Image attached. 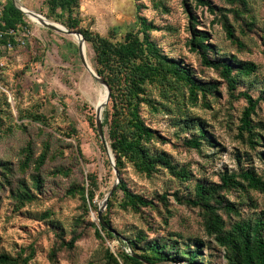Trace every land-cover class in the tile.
Masks as SVG:
<instances>
[{
    "label": "rangeland",
    "instance_id": "1",
    "mask_svg": "<svg viewBox=\"0 0 264 264\" xmlns=\"http://www.w3.org/2000/svg\"><path fill=\"white\" fill-rule=\"evenodd\" d=\"M208 1L215 6L213 13L195 0H80L79 13L82 26L113 42L122 41L129 30H137V15L144 17L157 28L150 36L164 54L185 64L195 78L217 87L207 96L206 106L200 101L197 107L190 108L192 115L205 123L210 141L199 151L184 146L192 133L180 132L165 115L151 114L143 108L145 122L166 140L164 144L154 142L150 148L164 153L178 168L188 170L190 179L177 181L162 168L147 177L127 165L120 178L132 192L153 199L157 207L142 208L135 213L113 204L108 217L114 236L132 237L140 230L148 239L171 236L179 248L198 246L205 264H227L225 248L205 233L201 212L178 204L171 195L177 192L192 198L197 182L218 183L220 174L238 172L240 168H251L264 178V102L258 103L251 117L262 136L260 146L251 149L237 138L239 118L246 103L231 99L218 74L202 67L198 56L189 51L186 12L195 17L196 30L208 34V43L219 56H233L256 65L255 73L236 88L235 94L248 90L253 98H264V0H248L245 7L229 5L223 0ZM20 3L43 17L46 13L42 0ZM221 15L226 17L244 49L238 50L225 39ZM25 22L26 28L17 33V38L25 40V44L15 45L10 51L0 50V116L9 111L13 123L21 126L0 137V160L9 162L15 169L27 145H31L35 157L43 151L45 142L49 150L39 172L42 185L34 202L15 210L9 187L0 189V253L16 257L24 251V257L33 250L29 264H104L106 249L115 257L129 249L115 238L98 239L90 225H97L96 212L88 207V202L86 209L78 194H68L75 185L92 188V203L98 208L115 182L95 128V107L103 102V90L82 67L74 48L76 37L56 33L26 16ZM85 49L86 61L93 70V52L87 44ZM108 108L107 103L103 111ZM34 110L44 117L46 126L20 115ZM30 174V170L23 174L29 186ZM164 193L168 199L165 207L156 202V197ZM223 195L237 206L242 219L264 220V194L229 191ZM121 196L117 193L115 199L118 201ZM45 213L50 214L49 218L43 217ZM222 218L227 225L238 220L223 214ZM57 233L62 234L64 242L73 235L79 238L72 249L63 248L51 259L50 250L56 246Z\"/></svg>",
    "mask_w": 264,
    "mask_h": 264
},
{
    "label": "trees",
    "instance_id": "2",
    "mask_svg": "<svg viewBox=\"0 0 264 264\" xmlns=\"http://www.w3.org/2000/svg\"><path fill=\"white\" fill-rule=\"evenodd\" d=\"M79 1L42 0V6L46 9L44 15L46 19L60 23L69 32L81 34L85 44L89 45L93 52V71L110 89L109 108L105 109L101 115L102 128L104 131L106 127L104 136L106 134L107 146L114 159V169L119 174V183L108 199L101 216L105 226L98 222L97 225L93 223L90 225L94 228L98 239H102V236L115 238L128 248L129 252L120 251L115 257L106 249L104 264H161L166 262L181 264L180 261H184L185 264H205L198 246L179 248L177 242L170 238L171 236L148 239L140 230L132 237L122 238L117 234L115 237L109 223L108 213L113 204L135 213L140 212L142 208L157 207L153 199H146L132 192L120 178L127 165L147 177H152L158 172V168H162L177 181L186 182L190 179L188 170L184 167L178 168L164 153L150 148L152 143L164 144L166 140L145 122L142 116L143 108L151 114L165 115L180 132L192 133L193 135L184 142V146L187 149L199 151L203 145H209L210 141L207 137L205 123L192 115L190 108L197 107L200 101L206 106L207 96H211L217 87L213 83L195 78L194 72L185 64L164 54L150 36L152 31L157 30L151 21L137 15V30H129L123 36L122 41L113 42L110 38L91 31L89 27L82 26ZM195 1L197 5L205 6L210 12H214L215 6H212L208 0ZM223 1L229 5L245 7L248 0ZM136 8L139 10L138 4ZM186 13L189 20L190 38L187 41L189 51L198 56L202 67L218 74L231 99H242L246 103L239 118L237 138L251 149H255L256 146H260L262 136L258 125L251 117L255 114L258 103L264 102V98L261 96L253 98L248 90L237 94L235 91L241 83L255 73L256 65L237 60L233 56L229 58L219 56L220 53L208 43V34L196 30L195 17L189 11ZM220 17L225 39L235 45L238 50L244 49V44L235 37L226 17L224 15ZM25 28V16L13 6L10 0H4L0 12V32L2 33L0 43L11 42L15 45L14 37L8 32L13 31L17 34ZM74 48L78 51L77 46L74 45ZM5 105L9 108L7 103ZM20 115L32 122L47 125V121L37 110L20 112ZM20 127L13 123L9 111L0 116V137ZM47 143H44L43 151L36 157L31 145L23 148L21 159L15 169L9 162L0 160V189L5 186L9 187L15 210L36 200L37 191L42 185L39 172L49 150ZM101 149L105 154L103 147ZM105 163L112 170L109 161L105 160ZM28 170L31 171V186L23 178V174ZM56 172L62 173L61 170ZM218 178V183L197 182L194 185L192 198L180 196L177 192L171 196L178 204L196 208L201 212L203 229L208 236H213L225 248L227 264H264V220L259 217L242 219L237 206L225 200L223 195L229 191L245 194L253 191L264 194V178L251 168H240V171L231 173L225 171ZM92 182L95 183V181ZM117 193L122 195L118 201L115 199ZM68 194L71 196L78 194L84 207L88 202V207L97 212V207L92 203L94 199L92 188L86 189L84 186L75 185L68 190ZM156 202L165 207L168 202L167 193L157 196ZM222 214L228 219L234 216L238 220L227 225ZM49 215L45 213L43 217L49 218ZM56 237V246L50 250L51 259L63 248L72 249L79 238L78 235H73L68 242H64L61 233H57ZM23 254L24 251H20L16 257H12L0 253V264H29L34 255L33 250H30L24 257Z\"/></svg>",
    "mask_w": 264,
    "mask_h": 264
},
{
    "label": "water",
    "instance_id": "3",
    "mask_svg": "<svg viewBox=\"0 0 264 264\" xmlns=\"http://www.w3.org/2000/svg\"><path fill=\"white\" fill-rule=\"evenodd\" d=\"M13 4V6L19 11L21 12L24 16H26L28 19L29 18H33L35 20H37L39 22V24L42 26V27H45L49 30H52L56 33H59V34H62V35H66V36H72V37H76L78 38V42H77V49H78V56H79V60H80V63L82 65V67L87 71V73H89L92 78L99 83V85L103 86L106 90V98L104 100V102H102L101 104L97 105L95 107V128H96V133H97V136L100 140V143L102 144L103 146V149H104V152L107 156V159L112 167V170L114 172V175H115V182L114 184L112 185L110 191L108 192V194L103 198V200L101 201V203L99 204L98 208H97V212H96V215H97V222L99 224H101L102 226H105V224L103 223L102 221V213L103 211L105 210L106 208V205H107V201L109 199V197L112 195L113 191L115 190L116 188V185L119 183V174L118 172L114 169V159L110 153V150L106 144V141H105V136H104V131H103V128H102V118H101V115H102V111L104 109V107L106 106V104L109 102V98H110V89L109 87L107 86V84L101 80L97 75L96 73L91 70V68L89 67L86 59H85V56H84V53H83V44L85 43L84 42V39L83 37L81 36V34H79L78 32H69L65 27L61 26V25H58L56 23H53V22H50L48 21L47 19H45L43 16L33 12V11H30L28 10L27 8H25L21 3H20V0H10ZM133 257H136L135 255H133Z\"/></svg>",
    "mask_w": 264,
    "mask_h": 264
},
{
    "label": "built area",
    "instance_id": "4",
    "mask_svg": "<svg viewBox=\"0 0 264 264\" xmlns=\"http://www.w3.org/2000/svg\"><path fill=\"white\" fill-rule=\"evenodd\" d=\"M2 2L3 1L0 2V12L2 10ZM8 34L14 37V44L16 46H21V45L25 44V40L17 38V34L14 33L13 31H9ZM1 39H2V33L0 32V41H1ZM15 45H13V43H11V42H7L6 44L0 43V50L2 49L4 51H10L14 48Z\"/></svg>",
    "mask_w": 264,
    "mask_h": 264
},
{
    "label": "bare ground",
    "instance_id": "5",
    "mask_svg": "<svg viewBox=\"0 0 264 264\" xmlns=\"http://www.w3.org/2000/svg\"><path fill=\"white\" fill-rule=\"evenodd\" d=\"M32 20H34L35 22H38L37 20L31 18ZM39 23V22H38ZM78 39V38H77ZM79 40V39H78ZM83 53H84V56H85V59H86V49H85V43L83 44ZM92 70V69H91ZM90 75V74H89ZM91 76V75H90ZM92 77V76H91ZM101 86V85H100ZM102 90H103V102L106 98V90L103 86H101Z\"/></svg>",
    "mask_w": 264,
    "mask_h": 264
},
{
    "label": "crops",
    "instance_id": "6",
    "mask_svg": "<svg viewBox=\"0 0 264 264\" xmlns=\"http://www.w3.org/2000/svg\"><path fill=\"white\" fill-rule=\"evenodd\" d=\"M1 1H4V0H0V2H1ZM20 1H21V0H20Z\"/></svg>",
    "mask_w": 264,
    "mask_h": 264
}]
</instances>
